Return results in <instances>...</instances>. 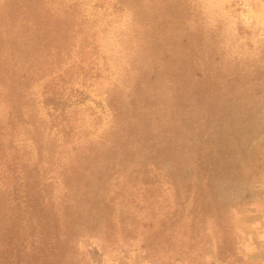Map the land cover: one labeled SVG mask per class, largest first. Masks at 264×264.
<instances>
[{"label": "rangeland", "instance_id": "obj_1", "mask_svg": "<svg viewBox=\"0 0 264 264\" xmlns=\"http://www.w3.org/2000/svg\"><path fill=\"white\" fill-rule=\"evenodd\" d=\"M50 246L264 264V0H0V264Z\"/></svg>", "mask_w": 264, "mask_h": 264}, {"label": "trees", "instance_id": "obj_2", "mask_svg": "<svg viewBox=\"0 0 264 264\" xmlns=\"http://www.w3.org/2000/svg\"><path fill=\"white\" fill-rule=\"evenodd\" d=\"M34 193L35 194L37 193L36 189L34 190ZM36 196H37L36 199L33 198L34 203L37 202V199H41L42 198V196L39 195V194L36 195ZM40 212H41V210L39 211V213ZM35 214H37V213L36 212L34 213L33 218H35V220H37L39 218V215L40 214L39 215H35ZM35 216H37V217H35ZM56 233H57V224L52 222V224H47V232L44 233V235H43V233L40 232L39 235H40L41 238L44 237L45 235H47V238H49V241H50V237L53 234H54L53 235L54 236V239H57L56 238L57 237ZM42 240L44 242L47 241L44 238H42ZM48 246H49V244H48ZM51 246H54V245L51 244ZM51 246H50V250H48V253L47 254H46L45 251L44 252L41 251V254H42L41 256L40 255H36V254H34V255L31 254V255L25 256V259L23 260L22 264H59L58 256L56 255L55 252L51 251V249H53V248H51ZM15 262H21V261H20V259L18 257H16ZM12 263L14 264V262H12Z\"/></svg>", "mask_w": 264, "mask_h": 264}]
</instances>
